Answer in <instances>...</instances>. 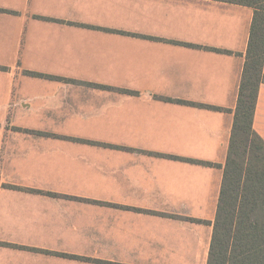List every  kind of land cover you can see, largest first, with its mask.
Masks as SVG:
<instances>
[{"label": "crops", "instance_id": "0c3cea01", "mask_svg": "<svg viewBox=\"0 0 264 264\" xmlns=\"http://www.w3.org/2000/svg\"><path fill=\"white\" fill-rule=\"evenodd\" d=\"M253 16L0 0V264H207Z\"/></svg>", "mask_w": 264, "mask_h": 264}, {"label": "trees", "instance_id": "16d2710c", "mask_svg": "<svg viewBox=\"0 0 264 264\" xmlns=\"http://www.w3.org/2000/svg\"><path fill=\"white\" fill-rule=\"evenodd\" d=\"M211 1L251 8L254 16L207 264H264V140L253 128L264 84V0Z\"/></svg>", "mask_w": 264, "mask_h": 264}]
</instances>
